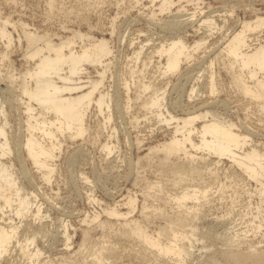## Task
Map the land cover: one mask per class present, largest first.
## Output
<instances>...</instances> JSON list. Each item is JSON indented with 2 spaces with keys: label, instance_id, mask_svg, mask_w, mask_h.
I'll use <instances>...</instances> for the list:
<instances>
[{
  "label": "bare ground",
  "instance_id": "1",
  "mask_svg": "<svg viewBox=\"0 0 264 264\" xmlns=\"http://www.w3.org/2000/svg\"><path fill=\"white\" fill-rule=\"evenodd\" d=\"M151 1V4H158L157 12L169 10L172 13L176 5L178 6L172 13V17L177 19L167 20L161 24L165 28H170L174 33L169 37V40L160 42L159 46L153 48L154 54L158 56L157 67L163 76L180 71L186 60L195 59V53L207 46L208 37L214 31H221L226 26H220L215 15L205 14L198 17L196 11L188 12L187 4L184 5L181 0ZM186 1L199 4V0ZM153 15H156L155 11H153ZM150 18L149 16L148 21L151 22ZM7 22L6 20L0 27V34L1 38L8 39L9 45L13 37L7 28ZM193 23L197 27H194L197 34L201 33L199 30L204 28L203 35L198 34L199 38L189 42L187 31L181 33V29H185L183 26L186 24ZM232 29L234 30L227 34L221 32L224 36L221 37L223 40H219L221 43L216 46V57L221 59L222 68L232 75L233 81L242 95L257 102L263 108L264 41L258 36L256 37L257 42L253 41L254 34L264 29V14L256 12L254 18H245L240 22L238 28ZM114 31L115 27L112 25L111 33ZM123 38H125V34L120 36L121 42H123ZM24 39L29 44V48L25 51V57L33 63L19 73L20 90L28 98V119L26 121L28 133L21 143L18 142L19 138L10 136L8 133L6 111L4 104L0 103V264H17L18 261H21V264H56L51 253L47 254L40 247V240L57 236L59 240L63 241L61 244L65 246L64 253H76L77 250L74 249L73 243L77 227L62 218L59 231L61 234L58 232L53 235L47 231L44 233L40 228L34 229L33 224L47 222L49 218L51 219V213L45 212L48 208L44 209V202L39 198L41 187L34 184V179L29 177L28 181L33 188L28 190L27 185L14 171V167L16 163H19L23 168L29 165L41 174L42 179L51 182L55 170L54 158L56 150L59 148L57 146L58 135L82 136L86 131L84 120L87 110L97 104V110L103 116L104 110L110 107L109 92H105V94L101 92L99 97L96 94L103 82V74L99 79L89 78L87 80L85 78L87 81H84L82 73L87 69L85 64L106 66L105 56L111 54V49L107 38H95L92 42L86 43L85 40H90V37L87 33L80 31H74L72 36L63 35L59 41H55L47 34L39 35L36 32L25 30ZM78 39L82 42L79 47L77 46ZM139 46H143V44H139ZM143 48L133 51L135 62L144 56L141 53ZM154 56L148 57L149 63ZM5 57H7V53L2 55V58ZM209 61V94H213L219 90L218 77L217 71L214 69L215 59ZM143 64H146L145 61ZM11 75L12 73L4 77L3 81H0V86L3 84L4 88H8ZM199 79L197 78L196 83L192 85L191 94L201 91V87L196 85ZM131 84H133V74H131ZM141 84H143L140 89L142 92L149 88L152 89V93L148 97L142 98L141 105L149 112L155 107V116L161 122H165L167 126L171 123L174 124L170 127L172 129L170 137L162 143L149 147L147 155L162 152L164 156L160 157L161 163L173 164V171L178 173L179 180L175 179V183L187 182V184L182 185L181 191L174 195L171 194L176 203L175 211L172 215H164L166 223L158 230L150 232L138 217L133 216L137 207V198L131 195L124 199H115L114 204L108 206L105 214L108 213L109 216L124 222L131 233L138 237L141 246L147 253V259L144 261L149 264L155 263L154 260L157 264H189L188 260L194 264H224L222 262L264 264V248L260 247L262 244L258 246L257 243L251 242L253 238H247L250 236V232L256 235L262 231L263 234L261 229L264 225L261 219L264 216L261 214L264 211V150L254 143H250L251 147L247 149L249 139L253 140L254 134L250 131L248 134H244L235 121L222 116L220 112L207 109L211 103L221 100L205 101L201 105H193L196 106L193 109L188 108L182 113L174 114L166 102L167 86H159L154 82L149 84L141 82ZM126 87L129 92L130 84L128 83ZM105 96H107V101ZM141 96L139 93L138 97ZM127 100H131L129 94H127ZM125 106H129V102ZM103 120H106L103 122V128H105L111 120V110H109V116H105ZM55 128L60 133L56 132ZM116 132L117 128H115V134H117ZM109 138H117V135L109 134ZM260 139H262L260 143L264 144L263 138ZM138 142L141 143L142 140H138ZM109 144L113 143L109 142ZM109 144L103 146V148H107V155L115 151V148ZM15 150L18 151V154L13 157ZM172 157L175 159L169 161ZM204 168L211 172L208 179L201 173ZM240 169L242 173L239 172ZM231 170L234 171V174H231ZM235 173H238L245 181L249 179L256 183V186L253 187L254 191L247 189L248 198L247 202L245 201L244 212L237 214L229 211L220 216L221 219L216 217V221H211L212 224L203 232L197 222L202 207H210L213 199L215 202L216 200L222 202L223 199L226 200L225 202L228 201L226 195L232 184L231 182L228 184L226 178L232 179ZM190 174L198 175L201 180L194 181V178H189ZM85 180H89V178H85ZM189 181L191 182L189 183ZM245 185L251 186L252 184L247 182ZM36 186L40 187L39 190ZM229 194L233 199L234 193ZM217 195L220 197H214ZM254 195L259 200L255 201V206H252L255 203L253 201L255 198H252ZM91 199L98 201L94 197ZM241 200V195L236 197V201ZM126 205L130 206L129 210H125ZM144 209H146L145 205ZM85 214L82 219L84 223L96 220L102 222L101 213H95L93 216L87 212ZM249 214H252L250 218ZM103 221L110 222L106 219ZM232 223L233 225L230 226ZM175 224H180V227L189 226V228H175ZM82 229L84 235H89L91 232L89 227L84 226ZM218 238L224 245V248L219 252L220 260L217 259L215 250L208 251L211 244H214L215 239ZM200 242L201 245H199ZM49 244L53 246L54 242ZM197 245L200 247L197 249L199 253H194L193 251L196 250L194 248ZM117 250L118 247L115 245L104 244L100 246L91 260H85V258L78 260L79 256H67L63 258L62 263L73 257L74 264H116Z\"/></svg>",
  "mask_w": 264,
  "mask_h": 264
},
{
  "label": "rangeland",
  "instance_id": "2",
  "mask_svg": "<svg viewBox=\"0 0 264 264\" xmlns=\"http://www.w3.org/2000/svg\"><path fill=\"white\" fill-rule=\"evenodd\" d=\"M151 2V0H0V27L7 20V28L13 37L11 44L8 45V39L1 38L0 34V81L12 73L9 77L11 79L8 82L9 87L4 88L3 84L0 86V103L4 104L6 111L8 133L10 136L19 138L20 143L28 133L26 124L28 98L20 90L19 73L33 63L25 57L29 44L24 39V31L36 32L39 35L47 34L55 41H59L63 35L72 36L74 31H80L89 35L90 40H85L86 43L92 42L95 38H107L111 49V54L105 56L106 66L85 64L87 69L82 73L84 81L89 78L99 79L103 74V82L96 94L99 97L101 92L104 94L109 92L110 107L104 110L103 116L97 110V104L87 110L84 120L86 131L82 136L58 135L57 146L59 148L54 158L55 170L51 182L42 179L41 174L29 165L23 168L16 163L14 167V171L27 185L28 190L33 188L28 181L29 177L34 179V184L41 187L39 190L40 187L36 186L40 192L39 198L44 202V209L48 208L45 212L51 213V219L49 218L47 222L33 224L34 229L40 228L44 233L47 231L55 235L61 230L62 218L77 227L73 243L74 249L77 250L76 253H64L65 246L61 244L63 241L57 236L40 240V247L47 254L51 253L56 264H74L73 257L62 263L63 258L67 256H79L78 260L84 258L91 260L100 246L104 244L118 247L116 264H143V262L149 264L144 261L147 259V253L138 237L131 233L124 222H120L105 212L108 206L114 204L115 199L134 196L137 198V207L133 216L138 217L142 224L152 232L165 225L164 215H172L175 211L176 203L171 194L174 195L181 191L182 185H186L187 182L175 183V179L179 180L178 173L173 171V164L161 163L160 157L164 156L162 152L147 155L149 147L162 143L170 137L172 132L170 127L174 124L167 126L165 122H161L155 116V107L151 110L153 112L151 114L141 105L142 98L152 93L151 88L145 92L140 91L143 87L141 82L147 84L154 82L159 86H167L166 102L174 114L182 113L188 108L193 109L205 101L221 100L211 103L207 109L220 112L222 116L235 121L244 134L252 132L253 140L249 139L247 149L251 147L250 143H254L264 150V144L260 143L262 141L260 138L264 140V107L261 108L257 102L242 95L232 75L222 68L221 59L216 57V46L221 43L219 40H223L221 37L224 36L221 32L225 34L231 32L234 30L232 28H238L245 18H254L256 12L264 14V0H199V4L181 0L184 5H188H186L188 12L196 11L198 17L205 14L215 15L220 26H226L222 28L223 31L221 29L218 32L214 31L208 37L207 46L195 53V59L186 60L180 71L169 73L166 76H163L157 67L158 56L154 54L153 48L159 46L160 42L169 40L174 33L170 28H165L161 24L167 20L177 19L172 17V13L178 6L176 5L172 13L169 10L157 12L158 4H151ZM153 11L156 15H153ZM149 16L151 22L148 21ZM193 24H186L188 28L183 26L185 29L180 30L181 33L187 31L189 42L199 38L198 34L203 35L204 28L200 29L201 33L197 34L195 31L197 27L195 23ZM112 25L115 27L113 33H111ZM123 34L125 38L121 42L120 36ZM254 35V43L257 42V36L264 41V29L257 31ZM78 41L77 46L79 47L82 42L80 39ZM139 44H143L145 48ZM139 48H143L141 53L144 56L135 62L133 51ZM4 53H7V57L2 58ZM151 55L155 56L149 63L148 57ZM212 59H215L214 69L217 71L219 90L209 94V60ZM144 61L146 64H143ZM131 74H133V84H131ZM197 78L200 79L196 85L201 87V91L191 94L190 90ZM125 82L131 86L129 92H127ZM125 92L129 94L131 100H127ZM139 93L141 97H138ZM105 98L107 101V96ZM127 102L129 106H125ZM109 110H111V120L107 123V127L103 128V122L106 121L103 118L109 116ZM113 126L117 128V134ZM55 131L60 133L56 128ZM109 134L117 135V138L110 139ZM138 140L142 142L139 143ZM105 144L114 147L115 151L107 155V148H103ZM16 151L13 157L18 154ZM173 159L175 157L169 161ZM201 173L206 179L211 176V172L205 168ZM231 174H234L233 170ZM189 178H194V181L201 180L198 175L190 174ZM226 180L228 184L230 182L232 184L226 195L228 201L225 202L226 200L223 199L222 203L218 200L215 202L213 199L211 201L214 203L210 201L212 203L210 207H202L197 222L203 232L212 224L211 221L215 222L218 217L221 219L220 216L229 211L237 214L244 212L248 198L247 189L255 190L253 187L256 183L249 179L245 181L238 173H235L232 179L226 178ZM247 182L252 185H245ZM232 192L234 193L233 199L229 194ZM239 195L242 200L236 201ZM252 198H255L254 202L259 200L256 195ZM256 202L252 206H255ZM144 205L146 209L143 210ZM124 208L129 210L130 206L126 205ZM86 212L92 216L95 213H101L102 222H97V220L82 222ZM261 214L264 215V211ZM251 215L249 214L248 217L250 218ZM262 217L264 224V216ZM105 219L110 222H104ZM232 225L233 223L230 224ZM84 226L91 229L89 235L83 234ZM175 228L188 229L189 226L180 227V224H175ZM261 230L263 234L262 231L256 235L250 232L251 237L247 236V238H253L252 243H257L258 246L262 244L260 247L264 248V225ZM50 242H54L53 246H50ZM199 245L194 248L196 249L194 253H199L197 250L200 248ZM211 245L208 251L215 250L217 259L220 260L219 252L224 248L222 240L215 239L214 244ZM154 262L151 264H157L155 260ZM188 263L194 264L189 260ZM222 263L236 264L234 262ZM17 264H21V261Z\"/></svg>",
  "mask_w": 264,
  "mask_h": 264
}]
</instances>
